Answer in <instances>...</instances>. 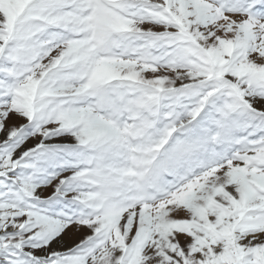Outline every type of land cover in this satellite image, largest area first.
I'll return each mask as SVG.
<instances>
[{"label":"snow or ice","instance_id":"1","mask_svg":"<svg viewBox=\"0 0 264 264\" xmlns=\"http://www.w3.org/2000/svg\"><path fill=\"white\" fill-rule=\"evenodd\" d=\"M0 264H264V0H0Z\"/></svg>","mask_w":264,"mask_h":264}]
</instances>
